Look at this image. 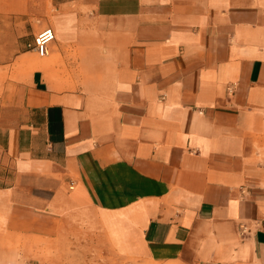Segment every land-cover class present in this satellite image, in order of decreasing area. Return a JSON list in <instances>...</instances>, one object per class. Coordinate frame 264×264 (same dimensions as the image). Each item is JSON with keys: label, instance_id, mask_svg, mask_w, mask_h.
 Here are the masks:
<instances>
[{"label": "crops", "instance_id": "obj_1", "mask_svg": "<svg viewBox=\"0 0 264 264\" xmlns=\"http://www.w3.org/2000/svg\"><path fill=\"white\" fill-rule=\"evenodd\" d=\"M50 6L49 66L0 132V238L28 239L0 264H46L31 241L84 229L158 264H264V0ZM2 15L40 28L45 2L0 0Z\"/></svg>", "mask_w": 264, "mask_h": 264}, {"label": "rangeland", "instance_id": "obj_2", "mask_svg": "<svg viewBox=\"0 0 264 264\" xmlns=\"http://www.w3.org/2000/svg\"><path fill=\"white\" fill-rule=\"evenodd\" d=\"M45 2V20L38 28L37 20L25 22L24 19L11 15L0 17V132L23 124L26 111L22 108V99L27 92L28 76L36 70H46L48 58H35L22 61L23 52L30 49L33 36L29 35L32 27L37 34L50 25L53 8L50 0ZM11 16V17H9ZM25 18V17H23ZM33 24V26L31 25ZM0 142V186H7V178H11L10 162L7 161ZM80 227L88 226L87 219L78 221ZM28 239L22 236L0 238L2 262L20 258L26 252L23 247ZM33 254L38 251L46 257V264H158L147 259L123 257L113 251L104 240V250L92 234L85 233L64 237L63 240L48 242L31 241ZM39 248V250H37ZM41 248V249H40Z\"/></svg>", "mask_w": 264, "mask_h": 264}, {"label": "built area", "instance_id": "obj_3", "mask_svg": "<svg viewBox=\"0 0 264 264\" xmlns=\"http://www.w3.org/2000/svg\"><path fill=\"white\" fill-rule=\"evenodd\" d=\"M55 40V33L52 28H44L34 37L33 42L28 45L30 49L35 51L38 57L44 58L47 55L48 46ZM244 232V230H243Z\"/></svg>", "mask_w": 264, "mask_h": 264}]
</instances>
